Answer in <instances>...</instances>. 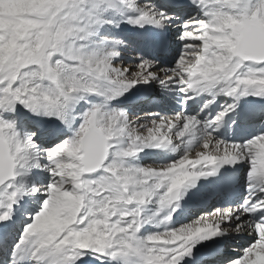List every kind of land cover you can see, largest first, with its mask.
Masks as SVG:
<instances>
[{
  "label": "snow or ice",
  "instance_id": "snow-or-ice-1",
  "mask_svg": "<svg viewBox=\"0 0 264 264\" xmlns=\"http://www.w3.org/2000/svg\"><path fill=\"white\" fill-rule=\"evenodd\" d=\"M0 264H264V0H0Z\"/></svg>",
  "mask_w": 264,
  "mask_h": 264
},
{
  "label": "bare ground",
  "instance_id": "bare-ground-1",
  "mask_svg": "<svg viewBox=\"0 0 264 264\" xmlns=\"http://www.w3.org/2000/svg\"><path fill=\"white\" fill-rule=\"evenodd\" d=\"M155 2L161 6H163L165 4V0H155ZM192 15H196V12H193ZM129 27H131V26H129ZM177 27H178V25L173 26V28H172L173 40H175V34L177 32ZM177 50H178V46H177ZM155 91H157V92L160 91L158 85L156 86ZM221 99H226V98H221ZM145 107L149 110H160L159 108H155L152 105H145ZM43 119H48V118L45 117ZM57 123H59V122H57ZM141 156H142V161H141L142 163L166 162L168 159L176 158V156H178V153L173 154L170 152L162 153L159 151H149L147 156H145L144 154H141ZM234 175H235V177L238 175L241 176V172L237 171ZM217 189L218 188H215V187L213 189V191L215 192V195H216ZM236 195L237 194L234 192L231 195L224 194L223 196H218V195H216V196L219 198L221 203H226L227 201L234 199L236 197ZM212 202L215 203V200H213ZM187 211H192V210L188 209ZM245 243H246L245 240L237 239L236 241L232 242L231 248H238L241 245H244ZM231 248L229 249L230 251H231Z\"/></svg>",
  "mask_w": 264,
  "mask_h": 264
}]
</instances>
